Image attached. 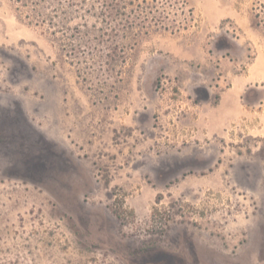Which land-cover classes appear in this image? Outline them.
<instances>
[{"label":"rangeland","instance_id":"374dc122","mask_svg":"<svg viewBox=\"0 0 264 264\" xmlns=\"http://www.w3.org/2000/svg\"><path fill=\"white\" fill-rule=\"evenodd\" d=\"M0 264H264V0H0Z\"/></svg>","mask_w":264,"mask_h":264},{"label":"trees","instance_id":"16d2710c","mask_svg":"<svg viewBox=\"0 0 264 264\" xmlns=\"http://www.w3.org/2000/svg\"><path fill=\"white\" fill-rule=\"evenodd\" d=\"M257 15V14H256ZM256 24L258 25L259 24V22H256Z\"/></svg>","mask_w":264,"mask_h":264}]
</instances>
